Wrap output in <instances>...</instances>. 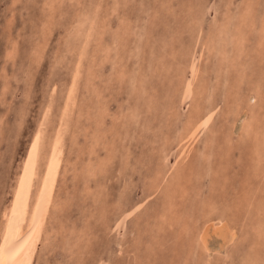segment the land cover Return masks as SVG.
Returning <instances> with one entry per match:
<instances>
[{"label": "rangeland", "instance_id": "rangeland-1", "mask_svg": "<svg viewBox=\"0 0 264 264\" xmlns=\"http://www.w3.org/2000/svg\"><path fill=\"white\" fill-rule=\"evenodd\" d=\"M47 114L33 264H264V0H0V233Z\"/></svg>", "mask_w": 264, "mask_h": 264}, {"label": "bare ground", "instance_id": "bare-ground-1", "mask_svg": "<svg viewBox=\"0 0 264 264\" xmlns=\"http://www.w3.org/2000/svg\"><path fill=\"white\" fill-rule=\"evenodd\" d=\"M79 73L76 71L73 76L69 97L63 109L62 123L59 128L63 127V122H67L66 117L72 112L71 100L79 79ZM248 99L250 105L256 106L258 104V99L255 95ZM43 118L44 120L34 136L27 158H25L22 170L18 176L17 184L13 190L12 203L7 207L3 216L4 223L0 233V264L34 263L51 206L55 199V188L64 152V133L62 129H59L55 136L50 139L49 145H47L45 130L51 117L49 118L47 114ZM194 124L197 126L198 123L194 121ZM191 129H189V132H192L190 131ZM218 221H206L208 224L207 229H204L206 231L204 237L206 238L204 240L206 247L208 246L207 239L212 232L220 236L225 244L234 241L236 238L235 230L232 227L225 224L222 219ZM201 234L203 233L201 232Z\"/></svg>", "mask_w": 264, "mask_h": 264}]
</instances>
